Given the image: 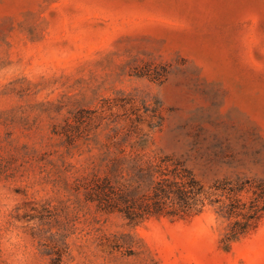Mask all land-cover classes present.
Here are the masks:
<instances>
[{
    "label": "rangeland",
    "instance_id": "obj_1",
    "mask_svg": "<svg viewBox=\"0 0 264 264\" xmlns=\"http://www.w3.org/2000/svg\"><path fill=\"white\" fill-rule=\"evenodd\" d=\"M138 143L221 200L189 220L99 207L88 187ZM247 179L264 0H0V264H264V221L227 240L215 186Z\"/></svg>",
    "mask_w": 264,
    "mask_h": 264
},
{
    "label": "trees",
    "instance_id": "obj_2",
    "mask_svg": "<svg viewBox=\"0 0 264 264\" xmlns=\"http://www.w3.org/2000/svg\"><path fill=\"white\" fill-rule=\"evenodd\" d=\"M144 146L132 144L128 152L120 148L122 155L116 157L112 171L88 187V198L103 209L121 212L129 221L152 215L189 220L207 204L221 200L211 198L213 193L203 188L183 162L168 154H147ZM215 186L227 189L229 202L220 208L233 217L227 240L248 235L264 221V180L247 179L228 188L220 183ZM243 189L252 192L248 201L239 195Z\"/></svg>",
    "mask_w": 264,
    "mask_h": 264
}]
</instances>
